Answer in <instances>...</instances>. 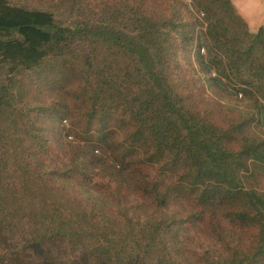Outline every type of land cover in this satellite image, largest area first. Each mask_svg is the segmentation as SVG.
Here are the masks:
<instances>
[{
  "label": "trees",
  "instance_id": "trees-1",
  "mask_svg": "<svg viewBox=\"0 0 264 264\" xmlns=\"http://www.w3.org/2000/svg\"><path fill=\"white\" fill-rule=\"evenodd\" d=\"M200 12L197 43L194 32H180L189 65L196 51L198 66L214 73L208 80L227 93L230 83L250 103L249 109L240 108V119L225 127L185 101L177 86L183 83L178 58L175 70L171 56L163 55V63L156 65L142 57L134 36L96 26L88 30L83 24L62 26L51 11L0 0V232H18L39 264L179 263L166 243L173 224L182 227L185 220L146 212L147 220L140 221L141 204L109 208L100 197L69 185L70 179L84 181L90 168L106 165L111 180L130 196L134 187L136 195L162 208L192 199L212 211L233 204V220L263 230L258 247L264 254V193L244 186L257 165L264 171V136L259 135L264 133V25L251 31L232 0H214ZM77 35H84L94 53L110 56L115 70L95 86L87 82L88 87L71 90L74 109L60 104L62 119L77 139L59 140L70 163L51 168L43 156H58L32 118L25 74L71 54ZM47 110L50 118L60 111L57 105ZM203 213L198 211L195 220ZM65 242L75 254L68 260ZM153 250L161 257L157 262L148 259ZM254 260L255 253L233 252L217 264Z\"/></svg>",
  "mask_w": 264,
  "mask_h": 264
},
{
  "label": "rangeland",
  "instance_id": "rangeland-1",
  "mask_svg": "<svg viewBox=\"0 0 264 264\" xmlns=\"http://www.w3.org/2000/svg\"><path fill=\"white\" fill-rule=\"evenodd\" d=\"M12 4L30 9L51 11L58 24L74 27L77 24L92 26L114 31V34L134 36L139 44V50L144 59L147 57L156 65L163 63L169 56L179 65V73L183 77L181 83L177 76L178 87L185 101L201 116L208 117L219 125H230L231 120L240 119L239 111L249 109V101L242 99V94H236L237 87L227 83L228 93L224 88L208 80L214 75L207 68L198 66V54H192V65H189L188 53L185 50V38L181 31L194 32L197 43V33L202 28L200 12L210 8L214 0H9ZM236 10L248 23L251 31H256L264 25V0H232ZM200 15V16H199ZM201 19V18H200ZM175 23V24H174ZM206 24H203L205 27ZM77 35L72 38V53L60 58L46 61L42 68L26 72L24 87L29 101L32 103L33 119L37 121L41 133L51 139L54 152L43 156L48 167L56 164H69L70 156L66 155L67 147L63 141H76L70 124L62 119L64 105L70 109L77 106L71 90L88 87L87 82L96 85L103 75L112 76L115 68L112 59L104 53H94L91 45ZM169 60V59H168ZM105 70V74H103ZM206 74L207 79L203 78ZM142 80L145 76H142ZM95 84V85H94ZM60 110L52 118L48 115L49 106ZM84 107H82V111ZM64 128L61 129V128ZM78 131V130H77ZM259 135L264 136L263 132ZM73 139V140H72ZM112 160V157H105ZM110 163V162H109ZM141 175L136 176L137 182ZM256 177V178H255ZM244 186H255L264 193V171L261 165L254 168L253 176L244 179ZM80 194L89 193L100 197L107 207L111 205L131 208L132 203L142 205V219L147 220L145 213L157 218H176L185 220L182 227L175 223L173 231L170 228L168 251L175 255L178 264H217L229 258L231 253L252 252L257 254L253 264H264L262 248L258 247L262 231L259 226H252L242 221L232 219L233 204L212 211L207 207L199 208L198 202L174 201L169 208H162L143 194L136 195L132 187L131 196L125 186H117L111 180L110 167L90 168L85 180L68 182ZM148 199V205L145 204ZM148 206V208H147ZM110 208V207H109ZM204 210L202 216L195 220L198 211ZM145 218V219H144ZM156 219L152 218L151 221ZM135 221H138L137 219ZM217 229L225 233L218 234ZM96 236V234H95ZM94 240V239H92ZM114 248V246H112ZM123 249V245L120 246ZM129 248V245L124 247ZM261 248V249H258ZM157 250L148 254V259L157 262L161 257ZM142 256L145 254L141 253ZM73 252L65 242L63 256L66 260L73 257ZM39 257L29 244L23 246L18 232L8 234L0 232V264H39ZM152 261V262H153Z\"/></svg>",
  "mask_w": 264,
  "mask_h": 264
}]
</instances>
